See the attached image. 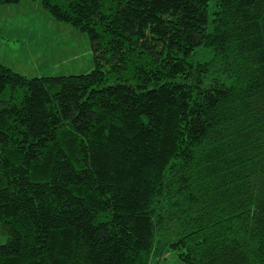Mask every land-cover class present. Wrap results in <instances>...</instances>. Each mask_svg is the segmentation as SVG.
I'll use <instances>...</instances> for the list:
<instances>
[{"label": "trees", "instance_id": "16d2710c", "mask_svg": "<svg viewBox=\"0 0 264 264\" xmlns=\"http://www.w3.org/2000/svg\"><path fill=\"white\" fill-rule=\"evenodd\" d=\"M40 2L94 69L0 63V264H264V0Z\"/></svg>", "mask_w": 264, "mask_h": 264}, {"label": "rangeland", "instance_id": "374dc122", "mask_svg": "<svg viewBox=\"0 0 264 264\" xmlns=\"http://www.w3.org/2000/svg\"><path fill=\"white\" fill-rule=\"evenodd\" d=\"M0 63L28 78L81 75L94 69L93 47L87 34L53 20L40 0H26L0 6ZM162 257L151 264H183L173 251Z\"/></svg>", "mask_w": 264, "mask_h": 264}]
</instances>
